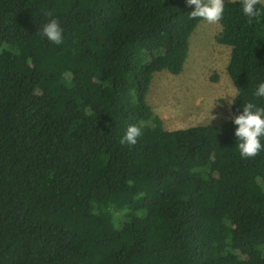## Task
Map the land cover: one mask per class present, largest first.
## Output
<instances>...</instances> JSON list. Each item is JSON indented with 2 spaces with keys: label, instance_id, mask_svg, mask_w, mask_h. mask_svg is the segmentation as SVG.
<instances>
[{
  "label": "trees",
  "instance_id": "trees-1",
  "mask_svg": "<svg viewBox=\"0 0 264 264\" xmlns=\"http://www.w3.org/2000/svg\"><path fill=\"white\" fill-rule=\"evenodd\" d=\"M241 3L215 37L233 117L264 107V16L249 24ZM190 10L0 0V264H264V149L241 158L232 119L165 130L147 102L155 73L183 69L203 21ZM53 18L60 45L41 35Z\"/></svg>",
  "mask_w": 264,
  "mask_h": 264
},
{
  "label": "rangeland",
  "instance_id": "rangeland-1",
  "mask_svg": "<svg viewBox=\"0 0 264 264\" xmlns=\"http://www.w3.org/2000/svg\"><path fill=\"white\" fill-rule=\"evenodd\" d=\"M219 31L218 22H200L190 36L180 74L162 71L153 75L147 102L165 130L217 125L233 118L229 103L237 91L226 70L230 47L216 42Z\"/></svg>",
  "mask_w": 264,
  "mask_h": 264
},
{
  "label": "clouds",
  "instance_id": "clouds-1",
  "mask_svg": "<svg viewBox=\"0 0 264 264\" xmlns=\"http://www.w3.org/2000/svg\"><path fill=\"white\" fill-rule=\"evenodd\" d=\"M185 3L191 8L188 11L190 19L200 18L207 23L218 22L224 12V0H185ZM240 9L242 15L247 17L249 24L264 16V9L258 6V0H242ZM62 33L63 30L55 18L45 24L41 30V35L56 45L61 44L63 40ZM252 95L256 98H264V82L258 84ZM235 103L236 100L233 99L229 104ZM231 123L234 125L235 147L241 158L254 157L259 151L264 149V144L261 143L262 138H264V107L251 100L240 104L237 114L234 115ZM140 135V127L129 125L121 137L120 143L134 145L136 138Z\"/></svg>",
  "mask_w": 264,
  "mask_h": 264
}]
</instances>
